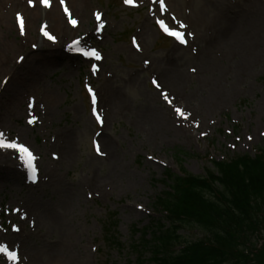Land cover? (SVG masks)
Returning a JSON list of instances; mask_svg holds the SVG:
<instances>
[{
    "label": "rangeland",
    "instance_id": "374dc122",
    "mask_svg": "<svg viewBox=\"0 0 264 264\" xmlns=\"http://www.w3.org/2000/svg\"><path fill=\"white\" fill-rule=\"evenodd\" d=\"M163 5L0 0V130L37 171L29 182L23 165L15 176L0 163V245L18 254L0 252V264H133V228L153 231L166 171L202 176L211 161L264 150V0ZM99 23L102 37L83 44ZM74 40L99 63L76 57ZM54 53L68 59L41 60Z\"/></svg>",
    "mask_w": 264,
    "mask_h": 264
},
{
    "label": "trees",
    "instance_id": "16d2710c",
    "mask_svg": "<svg viewBox=\"0 0 264 264\" xmlns=\"http://www.w3.org/2000/svg\"><path fill=\"white\" fill-rule=\"evenodd\" d=\"M211 163L203 176L165 172L153 231L133 228V264H264V150ZM188 228L199 237L180 234Z\"/></svg>",
    "mask_w": 264,
    "mask_h": 264
},
{
    "label": "bare ground",
    "instance_id": "6f19581e",
    "mask_svg": "<svg viewBox=\"0 0 264 264\" xmlns=\"http://www.w3.org/2000/svg\"><path fill=\"white\" fill-rule=\"evenodd\" d=\"M52 20L55 21L57 20V18L55 16L52 17ZM89 20L88 18L85 16V18L82 20L81 23H88ZM69 30V29H68ZM102 37V34L99 33L98 31L94 32V34H92L91 32H89L82 40L81 42L83 44H86L88 42H91L92 40H98ZM43 42L40 40V44H42ZM81 43H78V45H80ZM66 47V46H65ZM38 49V48H37ZM55 54V55H54ZM54 54H51L50 56H45L43 55L42 56V59L41 60H44V59H48V58H52V59H60L61 60V57L62 59L64 60H67L66 57L58 54V53H54ZM94 58V57H93ZM28 59L33 61L36 63V62H40V59H36L31 56V54L28 55ZM37 60V61H36ZM33 63V62H32ZM28 99V98H27ZM31 103H33L31 100H30ZM99 102V99H96V103ZM16 114L15 113H12L11 114V117L15 116ZM1 132V130H0ZM23 136H24V133H23ZM27 134H25V137L26 138ZM4 139V138H3ZM21 156V154L17 153L15 149H11V148H0V163L1 164H4L6 166H8V170H9V173L13 174V175H17L16 173H20V170H21V159L19 158ZM48 213V219L51 221V222H55L56 220V217H57V214H56V211L52 208H49L47 211ZM1 245H4L5 246V243L4 244H1ZM10 251H16L15 248L13 249L12 247L8 248Z\"/></svg>",
    "mask_w": 264,
    "mask_h": 264
},
{
    "label": "snow or ice",
    "instance_id": "6c2138e0",
    "mask_svg": "<svg viewBox=\"0 0 264 264\" xmlns=\"http://www.w3.org/2000/svg\"><path fill=\"white\" fill-rule=\"evenodd\" d=\"M31 2V0H30ZM43 2L47 5L48 3V0H43ZM64 0H60V3L63 4ZM125 3H131V0H125ZM160 4H161V8L164 7L163 5V0H160ZM65 11H67V9H65ZM99 14H97V19H99ZM73 23V25H75L77 22L75 20H72L71 21ZM160 25L164 28V30L166 32H168L169 35H172L174 36L177 40H179L181 43H184L185 40L183 38V33L179 32V31H173V30H170L167 26L164 25V22L161 20L159 21ZM183 27V25H182ZM45 35L48 36V39L50 40H54V37L51 36V35H48L47 32H45ZM76 43H79L78 41ZM81 51L83 52V55L85 56H92V57H95L96 59H100V56H99V53H97L94 49L92 51H83L81 49ZM193 71H195V69H193ZM153 83H156V81H153ZM159 86V85H157ZM89 91H91V89H89ZM167 95H165V99H167ZM92 102L93 104L96 103V98H95V95H93L92 97ZM176 111L178 113H180L181 115H183V113L181 112V110L179 108L176 109ZM97 119H100L99 116H97ZM31 123V121H30ZM264 134V133H262ZM3 136H4V133L3 132H0V148H11V149H16L18 150L20 153H26L29 158H31V153L29 152L28 148H26L24 145L22 144H17L15 142H8L6 140L3 139ZM249 139H251V137H249ZM35 171V170H33ZM18 230V229H17ZM0 252L4 253L5 256H7V258L9 260H12V261H17L18 260V254L17 252L15 251H10L8 249V247L4 246V245H0Z\"/></svg>",
    "mask_w": 264,
    "mask_h": 264
}]
</instances>
